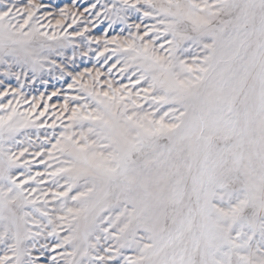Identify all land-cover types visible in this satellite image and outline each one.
I'll return each instance as SVG.
<instances>
[{
	"label": "snow or ice",
	"instance_id": "6c2138e0",
	"mask_svg": "<svg viewBox=\"0 0 264 264\" xmlns=\"http://www.w3.org/2000/svg\"><path fill=\"white\" fill-rule=\"evenodd\" d=\"M0 264H264V0H0Z\"/></svg>",
	"mask_w": 264,
	"mask_h": 264
}]
</instances>
